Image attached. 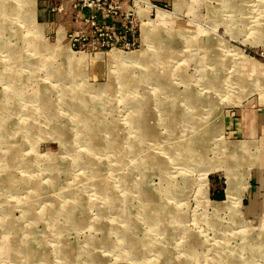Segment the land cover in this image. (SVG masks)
<instances>
[{"label": "rangeland", "instance_id": "rangeland-1", "mask_svg": "<svg viewBox=\"0 0 264 264\" xmlns=\"http://www.w3.org/2000/svg\"><path fill=\"white\" fill-rule=\"evenodd\" d=\"M143 1L135 49L77 52L0 0V264H264L242 209L264 144L225 133L264 109V0Z\"/></svg>", "mask_w": 264, "mask_h": 264}, {"label": "built area", "instance_id": "built-area-1", "mask_svg": "<svg viewBox=\"0 0 264 264\" xmlns=\"http://www.w3.org/2000/svg\"><path fill=\"white\" fill-rule=\"evenodd\" d=\"M67 3V8L62 3L53 9L69 12L72 28L64 36L69 48L77 52L135 49L141 36V22L148 17L147 3L143 0H67ZM152 5L150 13L152 8L155 11L160 8ZM138 8L144 9L145 15Z\"/></svg>", "mask_w": 264, "mask_h": 264}, {"label": "crops", "instance_id": "crops-1", "mask_svg": "<svg viewBox=\"0 0 264 264\" xmlns=\"http://www.w3.org/2000/svg\"><path fill=\"white\" fill-rule=\"evenodd\" d=\"M62 3L67 8V0H37V17L47 28L51 27L50 25L54 26L52 28L54 36L58 29H63L66 33L72 28L69 12L64 14L53 9ZM225 124V133L231 138L230 141L235 142L242 139L254 144L252 146L264 144V109L241 106L235 112L226 113ZM262 150L264 152V149ZM253 168L254 171L250 172L248 187L243 194L242 209L244 216L251 218L256 223L258 220L264 219V160H259V163ZM251 177L253 180H250ZM208 180L207 197L216 202L223 201L225 199L224 181L219 176L209 177Z\"/></svg>", "mask_w": 264, "mask_h": 264}, {"label": "bare ground", "instance_id": "bare-ground-1", "mask_svg": "<svg viewBox=\"0 0 264 264\" xmlns=\"http://www.w3.org/2000/svg\"><path fill=\"white\" fill-rule=\"evenodd\" d=\"M144 28L145 29L147 28V25L145 23H144L143 29ZM148 36H149L148 32L145 33V37L147 38ZM120 54L121 53H117V54L111 55V57L113 59H115V60H121V61H123L124 59H130V60L139 59L138 56H136V53L129 54V55H122V54L120 55ZM69 58H70V60H75L72 54L69 55ZM100 58H103V55H96L92 59H100ZM76 59H77L78 62H84L87 59V55H83L82 54L79 58H76ZM257 66H261V65L259 64ZM262 70H263V68H262ZM260 227L261 228L258 230V235H257L258 237H261L262 236V232H264V225H262ZM242 231H244L243 232L244 234L246 233V234L250 235L249 232H248V229H242Z\"/></svg>", "mask_w": 264, "mask_h": 264}]
</instances>
